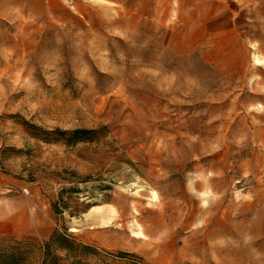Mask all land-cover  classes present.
Wrapping results in <instances>:
<instances>
[{
    "label": "rangeland",
    "instance_id": "374dc122",
    "mask_svg": "<svg viewBox=\"0 0 264 264\" xmlns=\"http://www.w3.org/2000/svg\"><path fill=\"white\" fill-rule=\"evenodd\" d=\"M152 2L0 17V264H264V0Z\"/></svg>",
    "mask_w": 264,
    "mask_h": 264
},
{
    "label": "crops",
    "instance_id": "0c3cea01",
    "mask_svg": "<svg viewBox=\"0 0 264 264\" xmlns=\"http://www.w3.org/2000/svg\"><path fill=\"white\" fill-rule=\"evenodd\" d=\"M48 1L53 0H0V17L9 18L16 16L17 14H21L23 16L28 17H40L46 14H50L51 11L48 12ZM152 8H157L160 6H164L167 8V11L164 12V15H174L176 13L175 10V1H189V0H152ZM204 1V0H198ZM189 8V6H187ZM191 8V7H190ZM159 14L158 11L152 12L151 15ZM191 14V13H188ZM54 15V11H53ZM171 228V227H170ZM175 230V227L172 226V231ZM185 230V228H183ZM157 253L160 250L157 248L155 250Z\"/></svg>",
    "mask_w": 264,
    "mask_h": 264
},
{
    "label": "trees",
    "instance_id": "16d2710c",
    "mask_svg": "<svg viewBox=\"0 0 264 264\" xmlns=\"http://www.w3.org/2000/svg\"><path fill=\"white\" fill-rule=\"evenodd\" d=\"M56 133L60 134V135H69L70 139L68 142H78V141H87L91 138V134L94 133V130L91 129H74L71 131H64V130H56ZM52 242H58L59 245L61 246H65L68 249H72L73 248V242H70L67 240L66 237H62L61 235L57 234L56 232H54L52 234V236L50 237L49 240L45 241L43 244V249L44 251H46L48 249V246L50 243ZM72 254L77 253V251H71ZM73 257L77 258V255H73ZM76 264H81V262L77 259V261H75Z\"/></svg>",
    "mask_w": 264,
    "mask_h": 264
},
{
    "label": "bare ground",
    "instance_id": "6f19581e",
    "mask_svg": "<svg viewBox=\"0 0 264 264\" xmlns=\"http://www.w3.org/2000/svg\"><path fill=\"white\" fill-rule=\"evenodd\" d=\"M254 59H255V62L257 63V64H261L264 60H262V59H259L257 56H255L254 57ZM141 236V235H140Z\"/></svg>",
    "mask_w": 264,
    "mask_h": 264
}]
</instances>
